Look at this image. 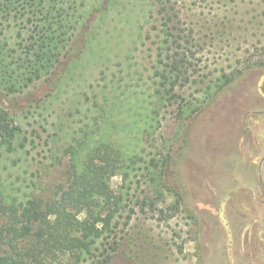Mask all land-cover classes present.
Here are the masks:
<instances>
[{
	"label": "rangeland",
	"instance_id": "rangeland-1",
	"mask_svg": "<svg viewBox=\"0 0 264 264\" xmlns=\"http://www.w3.org/2000/svg\"><path fill=\"white\" fill-rule=\"evenodd\" d=\"M81 1L87 9L84 36L94 44L93 59L86 56L77 65L79 77L74 80L62 74L64 63L57 76L69 84L62 101L65 107L72 105L73 115L45 119L46 114L34 112L45 103L52 82L39 83L17 98L0 93L2 107L25 116L21 124L30 151L2 155L0 177L18 176L24 181L22 190L25 182H34L38 187L27 191L55 202L66 157L51 167L43 149L65 146L64 133L83 124L78 109L90 105L82 104L74 92L83 85H103L115 68L108 64L104 78L99 65L114 63L127 52L137 63L132 70L139 74L128 81L122 70L121 79L131 93L128 101L103 113L108 122L100 132L130 147L126 139L132 138L129 131L136 123L132 115L139 98L137 79L143 84L148 77L165 23L173 37H181L180 51L196 75L191 79L196 84L190 82L177 103L157 105L150 150L167 157L165 180L180 195L181 205L176 210L170 193L159 197L157 187L145 184V156L137 147L129 168L107 180L112 210L118 215L115 230L104 234L103 255L110 258L79 263L71 259L68 264H264V0H107L109 10L102 15L89 12L105 0ZM222 73L235 77L215 93H205L207 81ZM189 104L195 111L187 117L179 109ZM86 216L83 212L78 219Z\"/></svg>",
	"mask_w": 264,
	"mask_h": 264
},
{
	"label": "trees",
	"instance_id": "trees-1",
	"mask_svg": "<svg viewBox=\"0 0 264 264\" xmlns=\"http://www.w3.org/2000/svg\"><path fill=\"white\" fill-rule=\"evenodd\" d=\"M108 4L105 0L103 5L92 7L89 13L97 10L105 14ZM86 14L81 0H0V93L17 98L39 83L52 82L54 87L45 103L37 105L34 112L39 116L46 114L45 119L72 116V105L65 107L62 101L63 91L69 84L64 83V77L57 76L64 63L62 74L74 80L79 77L75 72L77 65L87 59L86 56L93 59L94 44L84 36ZM180 40L181 37L169 33L164 23L149 75L143 84L140 77L137 79L139 98L132 115L136 123L129 131L132 138L126 139L130 147L119 146L111 140L110 134L100 132V126L108 122L103 113L111 106L119 107L128 101L126 96L131 93L121 79L122 70L128 81L139 74L132 70L137 63L127 52L114 63L106 60L99 65L102 77L109 73L108 64L115 68L103 85L99 82L96 88L91 84L83 85L74 92V97L82 99V104L90 102V105L84 104V110L78 109L83 124L80 123L74 132L64 133L62 144L65 146L43 149L51 167L61 164L66 157L63 181L54 191V194L60 191L55 202L43 201L31 190L27 191L30 186L38 187L34 182H25V190H22L24 181L18 176L14 180H9L10 175L0 177V264H68L71 259L79 263L91 257H103L106 262L110 256L103 255L106 252L103 241L107 238L104 234L113 232L118 225L114 221L118 215L112 210L107 180L117 170L129 168L137 147L142 148L145 156V184L157 187L159 197L170 193L171 205L178 210L180 195L165 180L168 159L150 150L157 126V105L167 107L177 103L189 83L196 84L191 81L196 75L187 65L185 52L180 51ZM132 45L135 49L136 44ZM76 47L77 52L74 51ZM99 48L104 49V46L99 45ZM234 77L222 73L209 79L202 90L211 95ZM124 89L126 92L122 94ZM194 107L189 104L179 110L189 117ZM24 119L25 116L15 115L0 105V158L30 152L24 143L26 137L21 124ZM112 130L114 134L118 132L116 128ZM153 203L150 201L149 207H153ZM83 212L87 216L79 220Z\"/></svg>",
	"mask_w": 264,
	"mask_h": 264
}]
</instances>
